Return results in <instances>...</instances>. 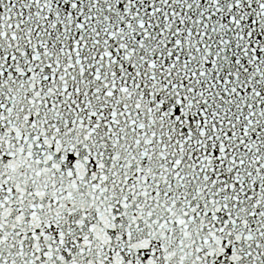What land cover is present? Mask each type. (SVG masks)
Returning <instances> with one entry per match:
<instances>
[{
  "label": "snow or ice",
  "instance_id": "1",
  "mask_svg": "<svg viewBox=\"0 0 264 264\" xmlns=\"http://www.w3.org/2000/svg\"><path fill=\"white\" fill-rule=\"evenodd\" d=\"M0 264H264V0H0Z\"/></svg>",
  "mask_w": 264,
  "mask_h": 264
}]
</instances>
